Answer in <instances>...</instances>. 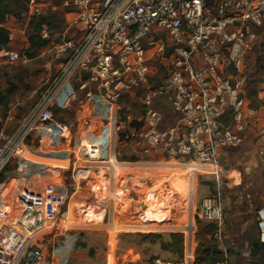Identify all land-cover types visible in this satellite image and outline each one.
I'll list each match as a JSON object with an SVG mask.
<instances>
[{
  "label": "built area",
  "instance_id": "built-area-1",
  "mask_svg": "<svg viewBox=\"0 0 264 264\" xmlns=\"http://www.w3.org/2000/svg\"><path fill=\"white\" fill-rule=\"evenodd\" d=\"M39 5L27 6L17 20L25 24L44 18L45 6ZM60 7L64 32L54 39L42 26L38 34L46 42L41 49L45 70H54L53 75L14 129L8 134L0 131V173L22 156L26 141L39 127L54 125L64 135L69 132L67 126L55 122L54 111L76 98L71 87L74 81L79 89L93 88L87 97H99L109 105L119 127L131 121L129 116L121 120L118 115L120 96L139 93L140 127L128 125L122 144L140 157L193 163L216 175L222 169L223 150L240 148L248 135L264 136V83L248 97L244 77L248 56L264 30V0H63ZM5 22L0 28L8 33V45L0 56L9 65L30 64L31 58L12 49L15 35ZM161 71L165 78L157 85ZM163 102L176 122L160 130L165 120ZM12 122L8 115L6 125ZM258 154L264 156L263 145L258 146ZM158 194L148 193L146 203L138 204L142 225L150 226L154 222L150 219L165 215V209L155 211L169 205ZM185 200L194 202L190 190ZM195 214L214 227L211 238L222 248V259L213 264H229L222 243L225 225L220 197L203 199ZM40 225H31L18 236L11 228V215L0 206V247L15 242L12 264H50L46 250L43 255L36 244L48 230ZM185 225L181 232L187 245L195 231L191 223ZM257 228L259 242L264 244V207L257 211ZM234 250L247 264L257 262L251 245L238 244ZM192 261V254H187L184 264ZM154 264L176 263L157 260Z\"/></svg>",
  "mask_w": 264,
  "mask_h": 264
},
{
  "label": "rangeland",
  "instance_id": "rangeland-1",
  "mask_svg": "<svg viewBox=\"0 0 264 264\" xmlns=\"http://www.w3.org/2000/svg\"><path fill=\"white\" fill-rule=\"evenodd\" d=\"M62 1L20 0L22 5L12 15L14 18L7 17L6 22L4 21L15 35L12 49L26 55L32 61L28 65L20 63L9 65L0 56V131L5 130L7 134L11 132V129L8 130L10 126L5 123L7 116L12 115L13 121L20 119L23 112H27L35 101L48 76L54 72L52 70L48 73L45 70L46 60L43 56L45 51L28 50L27 39L32 34L33 23L23 24L17 18L27 6L43 4L45 6L43 17L48 18L52 13L56 15L51 23L53 27L51 33L56 39L64 32L60 7ZM244 77L247 96H252L257 87L264 83V30L259 33L248 56V68ZM163 78L165 73L161 71L157 85ZM79 86L78 81L72 82L71 87L76 98L62 109L54 111L55 122L67 126L69 132L64 135L54 125L39 127L33 137L26 141L22 156L10 164V172L3 182H9L7 190L9 194L20 196L26 192L22 189L25 182L17 180L19 175L29 174L28 170L33 169L34 173L41 172L45 177H50L55 170L59 171L60 175L56 179L50 178V181L57 184L67 195L68 208L62 210L64 215L58 220L47 221L43 218L40 222H31V225L37 226L41 223L40 226L48 228L37 238L36 244L40 245L43 255L46 250L49 261L53 259L55 264L56 259L54 261V257L52 258L55 249L67 245L68 251L60 249L55 255L69 254L67 252L75 247L69 254V264H105L106 250L115 246L114 251H109L114 264H126L123 261L128 259L132 261L129 264H154L157 260L184 264L187 254H192L191 264H196L204 259L205 250L221 252L222 249L217 248L211 238L214 227L196 217L195 213L203 203L202 196L220 197L225 225L222 243L229 259L236 260L234 247L238 244L247 243L249 247L255 243L261 244L257 228V211L264 207V194L262 191L255 192L248 185V178H243L245 175L239 177L237 172L241 169L232 157L235 151H229V160L221 161V172H217L216 175L208 174L210 171L199 166L185 168L186 176L191 182L187 181L189 188L187 185L183 191L182 186L186 183V177L177 179L167 177L169 174L172 175L173 170L184 169L173 163L177 160L159 156L140 157L135 155L129 146L122 144V133L128 125L140 127L139 93L120 96L118 115L121 120L129 116L131 121L126 123V127H119V121L115 123L109 105L99 97H87L89 92H94L93 88L79 89ZM161 108L165 120L159 128L164 130L172 126L176 119L170 114L169 106L165 102ZM114 127L117 129L114 130ZM111 135L113 143H110ZM52 141L55 144L54 151L47 146ZM114 149L117 153L115 158ZM29 162L42 163L48 169L40 170L38 166L34 169L36 165L30 166ZM20 166H24L21 167L24 173L19 171ZM110 171H113L112 175ZM28 178L30 180L32 177L28 175ZM167 179L171 181H166ZM200 189L207 193L200 194ZM188 190L194 193L193 206H188L186 201H182ZM7 191L4 192V197ZM153 191L159 192L158 199L167 200L169 204L167 207L171 213L166 218L162 215L160 218L163 219L157 218V221H152L151 225H160L157 228L143 226L137 214L138 204L146 203V195ZM74 210L79 211L78 216L74 215ZM103 212L105 215L101 221ZM190 223L195 232L193 242L188 238L186 245L184 233L181 232L183 228H170ZM166 226L168 228H165ZM175 233L183 235L181 258H178L170 246L172 242L169 240V234ZM147 234H158L162 237L149 239L145 237ZM239 257L241 258L236 264H247L245 257ZM219 260L220 258H215L204 263L210 264Z\"/></svg>",
  "mask_w": 264,
  "mask_h": 264
},
{
  "label": "crops",
  "instance_id": "crops-1",
  "mask_svg": "<svg viewBox=\"0 0 264 264\" xmlns=\"http://www.w3.org/2000/svg\"><path fill=\"white\" fill-rule=\"evenodd\" d=\"M255 93L256 92H253V95L251 97H253ZM25 113L26 111H24L20 117L22 118ZM18 120L15 119V121H13L11 124H8V126H10L8 130L11 129L10 131H12L17 125ZM54 145L55 144L53 141L51 144H47L49 149L53 151L55 150V148H53ZM259 145L264 146V136L257 138L252 135H248L247 140L240 148L225 149L221 152L220 164L222 160H229V151H235V153L231 155L236 160L239 169H241L240 172H237L239 174V177L245 175L243 176V178H248V185L251 186L255 192L262 191V193L264 194V156H260L258 154ZM55 153L57 154V152ZM29 163L30 166L36 165L34 166V169H37V166L40 170L48 169L47 166L43 165L42 163ZM28 172L29 174L25 173L23 176L19 175V177L17 178L18 182H25V186H23L22 189H24L26 193L17 196L11 193L9 194L7 191L6 196L0 200V206H4L3 208L6 209L11 215V228L14 232L18 233V236H22L30 230L31 222H40L43 218L48 221L49 218L54 219L55 217L58 220L64 215H62V212L64 211L63 209L65 207L66 209L68 208L67 195L57 184L50 181V178L56 179L60 175L58 170H55V172H53L50 177H45L41 172L34 173L33 169H29ZM22 173H24V171ZM28 175L32 177L30 180L28 178ZM199 192L200 194L207 193L203 189H200ZM206 198L208 197L202 196L201 200ZM34 219L35 221H33ZM14 245L15 243L12 242V244L9 243L3 247H0V263L12 264L14 257L12 256L11 252L15 247ZM74 248L72 249V251L74 250ZM115 248L116 246L112 249L108 248V250H106V255L104 258L105 264H114L112 262V255L111 253H109V251L112 252ZM60 249H63L64 252L68 251L67 245H61L59 246V248L55 249L52 256V258L54 257V261L56 259L55 264H69V254H71L72 251L67 252L69 254L66 255L63 253H58L55 255V252ZM240 258L241 257L237 255L235 261H232V258H230L228 262L229 264H236V261ZM123 262L129 264L132 261L131 259H128L124 260ZM50 264H53V259H51Z\"/></svg>",
  "mask_w": 264,
  "mask_h": 264
},
{
  "label": "trees",
  "instance_id": "trees-1",
  "mask_svg": "<svg viewBox=\"0 0 264 264\" xmlns=\"http://www.w3.org/2000/svg\"><path fill=\"white\" fill-rule=\"evenodd\" d=\"M21 2L20 0H0V25H2L5 21V19L7 17L12 16L13 14H15L16 10L21 8ZM56 15H54L53 13L49 15V17H44V18H40L38 19L36 22H34L32 24V34L28 37V44H29V51H33V50H39L42 49L45 45L46 42L42 41L38 34L42 29V26H45L47 30L51 31V29L53 28L51 26L52 21L54 20V17ZM8 33L4 28H0V51L2 49H5L8 45ZM251 97V96H248ZM0 103H1V98H0ZM140 125V124H139ZM110 143H113V135H111L110 137ZM10 166V165H9ZM9 166H7L1 173H0V185L6 180L7 176L10 172L9 170ZM178 166V165H176ZM21 167L24 168V166H20L19 171L23 172L24 169H22ZM179 167V166H178ZM186 166H181V168H185ZM187 168H197L196 166H188ZM9 188V182L3 183L0 186V200L2 198H4L3 194L5 191H7ZM71 211V210H70ZM78 212H76V210H74V215L78 216ZM72 213V212H71ZM79 226V223L77 224ZM211 226V225H209ZM187 227L186 225L183 226H175V227H171L170 229L173 228H184ZM146 238L149 239H159L162 237V235H158V234H147L145 236ZM169 240H171L172 243H170V246L173 248V250L175 251V254L178 256V258H181L182 256V245H183V235L175 233V234H169ZM252 251H251V256L252 257H257V262L252 263V264H264V244H258L255 243L252 246ZM222 253L217 251V250H205L204 253V259L198 261L196 264H205L204 262H207L206 260H215V258H220V260L222 259ZM213 264V263H210Z\"/></svg>",
  "mask_w": 264,
  "mask_h": 264
},
{
  "label": "bare ground",
  "instance_id": "bare-ground-1",
  "mask_svg": "<svg viewBox=\"0 0 264 264\" xmlns=\"http://www.w3.org/2000/svg\"><path fill=\"white\" fill-rule=\"evenodd\" d=\"M116 163H122V162H116ZM173 163H176L178 166H186V167H188V166H191V165H193V166H199V167H203V168H205L204 166H200V165H197V164H193V163H191V164H187V163H180L179 161H177V162H173ZM168 164V163H167ZM185 167V168H186ZM179 169V170H173L172 171V175H168L167 177H169V178H173V177H175V179H177V177H186V183L185 184H183V186H182V188H183V191H184V189L185 188H187V185H188V188H189V183L191 182V180H190V178L188 177V176H186V169ZM167 169V168H166ZM167 171V170H166ZM111 172V175H112V173H113V171H110ZM116 173V172H115ZM113 178V177H112ZM166 181H171L170 179H167ZM173 181V180H172ZM189 183H188V182ZM191 195H193V200H194V193H193V191H191ZM185 198H186V195H185ZM182 201H186L184 198L182 199ZM193 201H192V203H191V201H189V206H193ZM159 209H165L166 210V213H165V217H167L168 215H171V213H170V208L169 207H167V206H164V205H161V207H159V208H157V210L155 209V211L156 212H158V211H160ZM160 219H162V218H160ZM151 221H156V220H152V219H150ZM141 223V222H140ZM142 224V223H141ZM143 226H148V225H143ZM160 226V225H159ZM159 226H157V225H155V224H153V225H150V227H152V228H156V227H159ZM180 226H183V225H180ZM193 242V241H192Z\"/></svg>",
  "mask_w": 264,
  "mask_h": 264
}]
</instances>
